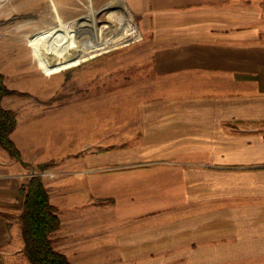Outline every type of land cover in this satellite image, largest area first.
I'll return each mask as SVG.
<instances>
[{"label":"crops","instance_id":"1","mask_svg":"<svg viewBox=\"0 0 264 264\" xmlns=\"http://www.w3.org/2000/svg\"><path fill=\"white\" fill-rule=\"evenodd\" d=\"M50 1L52 10L65 6L61 0ZM122 2L149 39L152 90L135 101L141 132L138 144L118 147L113 157L85 159V164L156 160L176 166V217L170 223L147 210L152 202L149 191L156 190L152 182L162 180L152 176L156 170L139 177L122 171L131 183L114 182L108 188L111 195H119L117 215L97 216L96 221V225H122L105 243L111 249L107 260L111 264H264V12L260 0ZM18 118L16 114V125ZM16 128L11 136L22 150ZM17 166L0 146V264H30L19 225L2 215L18 202L22 176ZM111 176L92 174L85 182L98 194L105 185L97 182ZM133 185L131 190L137 193L132 204L131 194L125 191ZM57 213L60 225L52 237L53 247L73 264H77L73 251L95 250L91 260L102 263L108 254L98 249L100 241L90 250L81 244L70 247L80 239L79 228Z\"/></svg>","mask_w":264,"mask_h":264},{"label":"rangeland","instance_id":"2","mask_svg":"<svg viewBox=\"0 0 264 264\" xmlns=\"http://www.w3.org/2000/svg\"><path fill=\"white\" fill-rule=\"evenodd\" d=\"M109 1L94 4L92 0H61L65 6L61 5L62 10L56 6L55 11L50 0H0V73L9 90L2 96L0 105L15 115V124L8 136L19 152L17 159L9 157L20 164L17 170L22 176L21 182L39 178L55 213L58 215V210L66 218L65 222L78 226L80 239L69 244L70 247L81 244L90 250L96 241H100L98 249L102 247L104 254H108L102 263H96L90 258L95 250L87 254V251L81 254L73 251L77 264H111L107 260L111 257V249L105 243L122 225H96V221L97 216L113 218L114 213L117 215L115 207L119 195H111L108 188L114 182L117 185L130 182L122 176V171L128 170L139 177L149 170H156V175L152 176L162 180L152 182L156 190H148L152 202L147 205V210L170 223H174L176 217V166L156 160L101 166L85 164V159L110 157L119 148L137 143L141 134L135 101L151 92L154 79L148 69L150 42L139 31L133 15L129 12L138 29L137 39L56 72L44 73L30 45L33 35L55 27L57 17L76 25L94 11L95 20L100 24L113 25L112 22L118 21L121 15ZM259 7L264 12V0H260ZM83 27L91 31L90 25ZM116 34L122 36L124 32L119 30ZM85 45L86 41L82 40L81 48ZM15 128L22 150L11 136ZM159 171L165 175L161 176ZM92 174L112 175L97 182L105 185L101 193H93L94 188L85 182ZM132 188L134 185L125 193L131 194L133 204L137 191ZM21 213L19 194L16 207L2 215L12 225L20 227ZM75 227H72L74 233ZM58 228L48 234L52 247L56 242L52 237ZM171 248L170 253L173 252Z\"/></svg>","mask_w":264,"mask_h":264},{"label":"bare ground","instance_id":"3","mask_svg":"<svg viewBox=\"0 0 264 264\" xmlns=\"http://www.w3.org/2000/svg\"><path fill=\"white\" fill-rule=\"evenodd\" d=\"M108 3L113 5L112 8L117 9L121 15L118 21L112 22L113 25L100 24L95 20V12L92 11L91 14L89 13L90 17L84 18V21L76 25L57 18L55 27L30 38L36 62L44 73L62 70L91 58L101 51H107L139 37L138 29L122 0H110ZM87 25L91 26L89 32L88 27H83ZM119 30H122L124 35L118 36L116 33ZM82 40L86 41L83 48L80 46Z\"/></svg>","mask_w":264,"mask_h":264},{"label":"trees","instance_id":"4","mask_svg":"<svg viewBox=\"0 0 264 264\" xmlns=\"http://www.w3.org/2000/svg\"><path fill=\"white\" fill-rule=\"evenodd\" d=\"M9 93L0 73V101ZM15 124V115L0 105V145L11 157L17 159L19 152L9 138ZM22 203L20 231L23 251L31 264H71L66 256L51 246L48 234L59 226V218L48 200V194L39 178H31L19 185Z\"/></svg>","mask_w":264,"mask_h":264},{"label":"water","instance_id":"5","mask_svg":"<svg viewBox=\"0 0 264 264\" xmlns=\"http://www.w3.org/2000/svg\"><path fill=\"white\" fill-rule=\"evenodd\" d=\"M106 6H107V5H106ZM104 7H105V6H104ZM104 7H103V8H104ZM100 9H101V8H100ZM100 9H98V10H100Z\"/></svg>","mask_w":264,"mask_h":264}]
</instances>
